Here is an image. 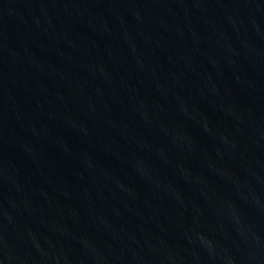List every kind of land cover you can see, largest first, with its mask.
<instances>
[{
	"label": "water",
	"instance_id": "95a60500",
	"mask_svg": "<svg viewBox=\"0 0 264 264\" xmlns=\"http://www.w3.org/2000/svg\"><path fill=\"white\" fill-rule=\"evenodd\" d=\"M0 264H264V0H0Z\"/></svg>",
	"mask_w": 264,
	"mask_h": 264
}]
</instances>
